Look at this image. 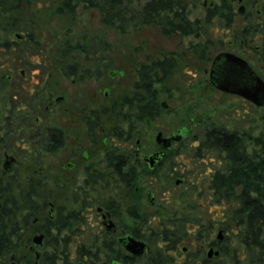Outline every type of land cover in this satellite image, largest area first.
<instances>
[{"label": "flooded vegetation", "instance_id": "1", "mask_svg": "<svg viewBox=\"0 0 264 264\" xmlns=\"http://www.w3.org/2000/svg\"><path fill=\"white\" fill-rule=\"evenodd\" d=\"M167 1V15L198 21V33L108 24L109 12L132 16L147 4L155 15L156 0H0V264H255L264 256V114L260 125L251 116L264 106L209 79L214 58L230 53L264 81V0ZM92 12L103 29L151 26L171 46L111 56L108 40L87 33ZM221 15L231 16L227 24ZM82 25L84 38L71 37ZM172 75L192 82L171 87ZM46 159L51 197L43 195Z\"/></svg>", "mask_w": 264, "mask_h": 264}, {"label": "rangeland", "instance_id": "2", "mask_svg": "<svg viewBox=\"0 0 264 264\" xmlns=\"http://www.w3.org/2000/svg\"><path fill=\"white\" fill-rule=\"evenodd\" d=\"M199 13L195 14L194 16H191V19L195 18V17H202V15H198ZM240 23V19L237 17L236 19V24ZM83 27L80 28V26H76V30L73 31V33L70 34L71 37L73 38H77V39H83L84 35H85V27L84 25H82ZM69 27L68 24H64V22L62 21L58 27V32L60 34L63 35V32L65 31V28ZM89 29V30H88ZM212 28L210 27V29H208L204 35L205 39H208L210 37V35L212 34ZM67 31V30H66ZM87 33L92 35V38L94 39H104V40H108V44H109V48L112 49V53L111 56H129L130 53H133L135 56H137V53L134 51V46L137 45H141V46H152V45H157V46H171V41H169L170 39H165L160 32L154 28V27H144L141 30L138 31H126L125 33H120L118 32L117 29H113V28H108V29H103L102 27H100L99 22H98V16L96 15L95 12H92L91 15H89L87 17ZM70 36H67V38H71ZM63 39V36H62ZM258 39V38H256ZM172 40H176V38L172 39ZM184 40V41H193L194 39L191 38H185V37H180V41ZM211 47V46H210ZM256 59H253V64L255 65V61ZM185 65L182 64L180 65V68L182 69ZM206 66L209 67V65H192L189 67H196L199 68L200 70H202L203 68H205ZM188 69V68H187ZM192 81L189 78V76L183 77V76H176V75H172L170 77V79L168 80V85L171 87H179V88H187V84H190ZM196 86V85H195ZM193 86V87H195ZM190 87V85L188 86V88ZM194 95H189L188 96V103L192 102V97ZM218 100V99H217ZM220 101V108H225L227 107V105L229 104L228 101H223V99H219ZM235 106V105H233ZM239 106V105H236ZM241 109V108H240ZM264 114V111L258 110H252V119H253V123L254 124H259L260 125V119L261 116ZM165 119H168L167 117ZM163 122H165V120H163ZM24 162V160H22ZM44 167L47 169L46 170V174L45 175V187L43 190V195L44 196H52V185H51V172H49L48 170L52 171L53 169V165L54 162L52 159H46L44 161ZM41 191V189H40ZM40 193V192H39ZM36 199V198H35ZM51 200V198L49 199ZM52 236L53 233L51 232L50 235H48L47 238V243H51L52 242Z\"/></svg>", "mask_w": 264, "mask_h": 264}, {"label": "water", "instance_id": "3", "mask_svg": "<svg viewBox=\"0 0 264 264\" xmlns=\"http://www.w3.org/2000/svg\"><path fill=\"white\" fill-rule=\"evenodd\" d=\"M209 79L222 92L240 96L256 107L264 106V81L246 61L235 55L218 54L211 64ZM34 242L41 246L42 236Z\"/></svg>", "mask_w": 264, "mask_h": 264}, {"label": "trees", "instance_id": "4", "mask_svg": "<svg viewBox=\"0 0 264 264\" xmlns=\"http://www.w3.org/2000/svg\"><path fill=\"white\" fill-rule=\"evenodd\" d=\"M180 2V0H179ZM152 6L151 4H147L141 12H139L136 15L128 16L126 14H121V13H112L109 12L107 14V21L109 25H113L115 27L125 25V24H140V25H145V24H156L163 33H171V32H177L180 31L183 34H193V33H198V29H195L191 26H195L198 24L197 22H191L188 21L187 18L183 14L175 15L173 17H170L166 13V9L169 7L168 6V1L167 0H156L155 4V15L152 13ZM231 16H224L221 15V23L227 24L229 22ZM252 25V31L250 30L249 34H255L256 31V26L254 25V20L251 22ZM173 25H183L182 28H169V26ZM118 30V29H117ZM120 33H125V30H118ZM242 36H248V33H241ZM244 34V35H243ZM205 58V57H204ZM205 65L207 64L206 62L204 63ZM259 244L260 241L254 239L252 244ZM254 258L256 259L255 264H264V256L261 255H255Z\"/></svg>", "mask_w": 264, "mask_h": 264}]
</instances>
